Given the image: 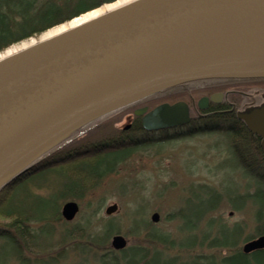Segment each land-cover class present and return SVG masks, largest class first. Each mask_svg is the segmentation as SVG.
I'll list each match as a JSON object with an SVG mask.
<instances>
[{
	"label": "water",
	"instance_id": "1",
	"mask_svg": "<svg viewBox=\"0 0 264 264\" xmlns=\"http://www.w3.org/2000/svg\"><path fill=\"white\" fill-rule=\"evenodd\" d=\"M256 79H264V0H133L42 37L0 57V189L90 124L143 99L191 82ZM221 97L201 98L197 109ZM134 116L147 132L190 121L184 102ZM237 118L262 139L264 156V104ZM78 211L67 202L60 214L71 222ZM110 246L123 251L127 240L116 234ZM261 250L264 235L241 252Z\"/></svg>",
	"mask_w": 264,
	"mask_h": 264
},
{
	"label": "trees",
	"instance_id": "2",
	"mask_svg": "<svg viewBox=\"0 0 264 264\" xmlns=\"http://www.w3.org/2000/svg\"><path fill=\"white\" fill-rule=\"evenodd\" d=\"M80 1L0 0V54L15 45L32 38L38 39L51 29L120 0H86L84 4H79ZM181 90L178 87L166 91L137 105L127 107L118 114L120 116L130 114L133 109L143 105L152 109L160 103H170L173 99L188 102V98L183 97L184 92ZM153 104L156 105L152 106ZM219 110L221 109L216 111ZM223 114L218 113L214 118L195 116L193 120L196 123L185 133L189 135L214 131L222 133L229 138L228 148L233 155L240 161L250 164L238 168L244 169V174L254 180L255 190L244 195H235V193L227 195L228 200L233 203L234 210L240 211L246 203L254 207L255 226L252 234L244 239V242H247L264 235V161L262 156L257 154L251 141L252 136L241 122L235 118L230 121L231 118ZM107 121L103 119L73 135L0 189V238L6 241V245L11 250L10 254L21 258L23 252L44 253L61 249V246L70 243L72 249H76L81 254L86 248H89L87 255L94 251L100 252V255L94 258L95 263L85 260L84 264H264V250L244 255L237 247L243 232L240 225L230 228L223 226L218 235L211 240H208V234L203 233L201 238L192 235L188 244L182 242L179 244L178 248L182 250H193L195 246L206 244L209 249L225 251V255L219 259L196 256L190 261L179 262L167 256V252L174 249V243H169L168 236L157 232L152 226L149 229L145 223L139 224L138 227L134 225V233L138 235L145 230L141 234L142 243L131 245L121 252L112 251L108 245L109 239L116 231L111 222H106L98 232H93L89 217L85 218L82 224H76L71 229L55 228L54 226L66 224L60 215V204L63 201L82 198L87 188H90L88 186L114 173L117 165L123 162L131 151L149 146L157 140L164 141L170 138L165 134L155 139L142 130L140 119L133 117L129 129L123 130L117 137L92 141L78 148L72 147L74 141L102 127ZM126 132L143 135L131 137ZM248 135L249 144L246 145L245 140ZM56 172L61 176L62 182L47 196L31 194L25 189L21 192L17 191L16 194V190L26 182ZM89 182L92 183L85 186ZM218 204L219 196L214 194L212 203L202 207L194 217V221L187 224V230L194 231L202 218L215 211ZM82 236L87 239L86 243H82L84 239ZM45 260L54 264L56 259L53 260L48 256Z\"/></svg>",
	"mask_w": 264,
	"mask_h": 264
},
{
	"label": "rangeland",
	"instance_id": "3",
	"mask_svg": "<svg viewBox=\"0 0 264 264\" xmlns=\"http://www.w3.org/2000/svg\"><path fill=\"white\" fill-rule=\"evenodd\" d=\"M85 2L86 0H81L79 4ZM46 33L38 39L32 38L9 48L0 54V57L5 56L9 50L31 43L32 40L38 41ZM257 85L258 82H252L249 85L243 84L242 88ZM154 105L156 104L152 106ZM190 115L195 117L196 112L191 110ZM105 119L108 120L105 125L74 141L72 147L78 148L92 141L117 137L124 127L132 123L133 114L126 113L120 116L115 112ZM186 131L187 128L167 130L166 133H149L155 139L165 134L170 138L164 141L157 140L149 146L131 151L127 158L117 165L114 173L98 182L87 183L85 186L90 183L92 185L88 186L90 188H87L82 198L63 201L60 209L65 202H75L79 208L78 214L73 221L67 223L63 220L66 224L54 227L58 230L71 229L89 217L93 232H98L106 222H111L116 228L114 235L123 236L129 247L142 243L141 234L145 230H140L142 232L138 235L134 233V225L138 227L139 224L145 223L149 229L152 226L157 232L168 236L169 243H174V249L167 252V256L179 262L190 261L196 256L219 259L225 255V251L209 249L206 244L195 246L193 250H182L178 247L180 242L188 244L192 235L201 238V235L206 233L209 235L208 240H211L218 235L223 226L230 228L240 225L243 232L237 247L241 251L244 239L254 230V207L246 203L240 211L234 210L233 203L228 200L227 195L252 193L255 190L254 180L247 177L244 169L236 165L228 148L229 138L224 134L214 131L189 135L185 133ZM126 133L131 137L143 135ZM61 182L62 178L57 172L47 173L23 184L16 190V194L17 191L25 189L31 194L47 196L58 188ZM214 194L219 196L216 210L206 214L194 231H188L187 224L194 221L202 207L212 203ZM113 204L117 206V210L106 216L105 209ZM154 213L159 215L156 224L150 221ZM82 238H84L82 243H86L85 236ZM111 238L108 241L109 247ZM61 247L44 253L23 252L21 258H17L10 254L11 250L6 241L0 238V264H50L45 260L48 256L57 260L54 264H84L85 260L95 263L94 260L100 255L99 251H92V254L87 255L89 248L84 249L81 254L72 249L70 243Z\"/></svg>",
	"mask_w": 264,
	"mask_h": 264
},
{
	"label": "flooded vegetation",
	"instance_id": "4",
	"mask_svg": "<svg viewBox=\"0 0 264 264\" xmlns=\"http://www.w3.org/2000/svg\"><path fill=\"white\" fill-rule=\"evenodd\" d=\"M252 82H258L257 86H246L242 88L243 84H250ZM181 91L184 92L183 97L188 98V102L184 101L188 107L189 111L194 110L196 116L205 118H214L218 113H224L223 116L231 118L230 121L235 118L238 122L240 121L242 126L246 129L245 125L241 120L237 118V114L249 112L255 108H259L264 104V79L257 80H207L191 82L184 85L178 86ZM176 87V88H178ZM221 94L222 97L219 103H207L206 108L203 111H198L197 102L201 98H209L212 95ZM183 100H176L170 102L169 104H174L176 102ZM139 108V107H138ZM217 109H221L216 111ZM134 111V109H133ZM132 111V113H133ZM235 120V121H236ZM195 120H191L187 125L182 127H176L175 129H188L193 126ZM236 121V122H237ZM247 130V129H246ZM248 131V130H247ZM249 133V132H248ZM252 143L257 151L262 156L261 141L262 139L257 135H252ZM249 135L246 136V145L249 144ZM232 158L234 159L236 165L239 167H247L250 164L244 163L237 159L230 150Z\"/></svg>",
	"mask_w": 264,
	"mask_h": 264
},
{
	"label": "bare ground",
	"instance_id": "5",
	"mask_svg": "<svg viewBox=\"0 0 264 264\" xmlns=\"http://www.w3.org/2000/svg\"><path fill=\"white\" fill-rule=\"evenodd\" d=\"M131 1H133V0H121V1H119V2H117V3L110 4V5H108V6H103L102 8H99V9H97V10H94V11H92V12H89V13H87V14H85V15L79 17V18H76V19L73 20L72 22H68V23H66V24H64V25H62V26H59V27H56V28L50 30L49 32H47V33L43 36V38H45V39H46V38H50V37H52V36H54V35H57V34H59V33L64 32L65 30H68L69 28H74V27H76V26H78V25H80V24H82V23L87 22L88 20L94 18L95 16H98V15H100V14L106 12V11L113 10V9H115V8H117V7H119V6H122V5L126 4V3H129V2H131ZM34 42H35V41L32 40V42L29 43V44H23V46H21V47H19V48H15V49H13V50H9V51L6 52V55L11 54V53H13L14 51H16V50H18V49L25 48V47H27V46L33 44Z\"/></svg>",
	"mask_w": 264,
	"mask_h": 264
}]
</instances>
